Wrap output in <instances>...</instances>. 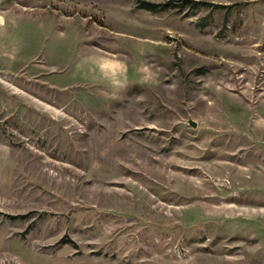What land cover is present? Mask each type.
Listing matches in <instances>:
<instances>
[{
	"label": "rangeland",
	"instance_id": "1",
	"mask_svg": "<svg viewBox=\"0 0 264 264\" xmlns=\"http://www.w3.org/2000/svg\"><path fill=\"white\" fill-rule=\"evenodd\" d=\"M0 264H264V0H0Z\"/></svg>",
	"mask_w": 264,
	"mask_h": 264
},
{
	"label": "trees",
	"instance_id": "2",
	"mask_svg": "<svg viewBox=\"0 0 264 264\" xmlns=\"http://www.w3.org/2000/svg\"><path fill=\"white\" fill-rule=\"evenodd\" d=\"M191 4H192V6H194V8H199L198 6L203 5V3H201V2H193V1H192ZM144 6H145L146 9H148V10H152V11H154L155 8L161 7V6H159V5L150 4V3H145ZM163 7H165V6L163 5Z\"/></svg>",
	"mask_w": 264,
	"mask_h": 264
},
{
	"label": "water",
	"instance_id": "3",
	"mask_svg": "<svg viewBox=\"0 0 264 264\" xmlns=\"http://www.w3.org/2000/svg\"><path fill=\"white\" fill-rule=\"evenodd\" d=\"M189 124H190L192 127H194V128L197 127V123H196L195 121H193V120H190V121H189Z\"/></svg>",
	"mask_w": 264,
	"mask_h": 264
}]
</instances>
